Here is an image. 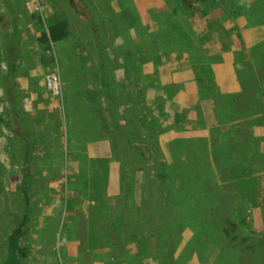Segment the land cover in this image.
Instances as JSON below:
<instances>
[{
  "label": "crops",
  "instance_id": "1",
  "mask_svg": "<svg viewBox=\"0 0 264 264\" xmlns=\"http://www.w3.org/2000/svg\"><path fill=\"white\" fill-rule=\"evenodd\" d=\"M18 1H2L9 26L0 41V165L9 168L15 161L19 163L9 175L17 176L15 183L23 188L22 215L28 216L30 213L32 199L37 201L38 215L34 225L27 226L25 222L24 231L55 230L63 213L61 196L64 191H67V200L71 194L74 195L75 202L67 213L76 218L77 234L74 237L67 236L64 243V246L80 247L77 256L67 252V256L74 259L72 263H80V252L85 257H92L90 246L101 248L105 245V237L102 240L99 238L98 244L94 246L87 235V218L91 211L94 213L92 208L96 205L95 200L87 194L92 187L91 176L80 181L73 179L81 173L82 168L96 173L93 163L101 165L104 160L105 191L108 197L118 195L121 171L119 133L118 128L112 126V121L115 126L120 119L126 122L124 119L129 110L140 107L145 111L148 107L149 110L158 108L163 112L164 120L161 121L163 125H168V129L160 135L162 150L167 149L166 145L171 148L174 142L182 149V166H187L189 157L197 168V153H202L204 158L205 151L210 158L211 145L215 150L224 152L211 164L215 175L217 168L222 181L225 173L216 164L221 158L226 170L229 156L225 152L242 153V163L238 166H246L252 160L246 156L249 151L258 148L260 152L264 150V127L260 124V120L264 119V80L258 79V46L264 40V32L258 23L249 21L244 14L215 21L216 26L212 28L215 34L218 35L221 29L227 31L229 36L225 38L219 32L218 38L211 37L206 41L207 36L205 44L202 42L203 37L198 36V17L194 27L196 35L190 36L196 43L197 55L203 58L195 62L187 54L167 48L156 49L160 51L145 59V52H142L144 61L138 62L131 54L134 53V47L126 46L115 50L110 48L112 54L106 50L107 59L110 58L108 67L105 50L100 45L94 65H89L85 73L71 72V78L65 79L64 91L68 80L73 79L80 81L90 94L80 97V101L95 106L96 112L82 116L75 109L67 110L66 105L63 113L59 100L48 90L43 76L48 60L45 61L46 56L36 39L38 26H31V33L27 36L24 24L17 21L15 16V8L19 7L15 3ZM62 1L73 14L82 20H89L87 13L91 5L86 1ZM144 1H147L148 6L142 10L148 16L149 10L154 11L151 8L154 4L151 0H142L140 6ZM57 21L65 20L54 19L50 24ZM176 21L185 24L182 18L176 17ZM203 21L209 25L214 20L211 17L210 21L206 18ZM149 22L150 29L155 30V23ZM90 28L93 36L101 38L95 24H91ZM67 36L56 41L50 39L49 43L54 47L58 45L61 52ZM41 38L43 40L42 35ZM27 39L32 43L28 44ZM223 40L228 41L226 43ZM116 55L119 56L118 62L114 64ZM124 57L126 62L123 61ZM25 59L30 62L27 63ZM10 66L13 67L12 73H9ZM125 69H130L131 76L122 82L120 77ZM141 91L143 94L139 97ZM62 97L65 104V95ZM260 103H263V107ZM149 116L148 121L153 126L155 118ZM138 127H143V124ZM141 134L144 136L142 130ZM69 150L71 155L68 158ZM168 162H172V158ZM258 173L264 175V170ZM26 188L36 192L32 199L27 195ZM66 222L70 224V219ZM105 227L111 228L110 225ZM47 238L48 235L42 233L39 236L40 244L48 245ZM87 264L103 263L99 259H92Z\"/></svg>",
  "mask_w": 264,
  "mask_h": 264
},
{
  "label": "rangeland",
  "instance_id": "2",
  "mask_svg": "<svg viewBox=\"0 0 264 264\" xmlns=\"http://www.w3.org/2000/svg\"><path fill=\"white\" fill-rule=\"evenodd\" d=\"M2 1L0 0V41L9 26L4 14L6 7ZM84 1L91 5L90 21L82 20L73 14L61 0H55L54 7H52L53 0H23V2L19 0L15 3L19 6L15 8V16L17 21L24 24L27 36L31 33V26H38L39 32L36 34V39L39 40L38 43L46 56L45 61L48 60L47 69L43 75L44 81L45 77L52 73L60 78L59 96L51 95L59 100L63 113L64 105L67 110L75 109L82 116L87 115L88 112L91 114L96 112L95 106L86 105L80 101V97L90 95L80 81L68 80L66 91H64V83L65 79L71 78L74 72L85 73L89 65H94L95 57L99 56L98 47L100 45L105 50L106 59L107 49L109 54H112L110 48L115 50L133 46L134 53L131 54L135 61L141 62L145 57H150L160 51L156 50L160 48L159 46L155 47L154 33H156V37L164 36L169 40L168 45L165 42L163 48L176 49L178 53L179 51L185 53L192 61L193 57L198 60L196 43L190 36L196 32L194 27L195 23H198V17L200 21L197 25V32L198 36L203 37V43L207 36L206 41L211 37L218 38L219 32L225 38L229 36L227 31L221 29L216 35L212 28L221 19L239 17V12L258 20V23H261L259 24L260 30L264 32V0H151L154 4L151 8L154 11L147 13L148 16L144 15L143 7L139 4L142 0ZM176 17L182 18L185 24L182 25L176 21ZM211 17L214 21L209 25L207 21H203L205 18L210 21ZM54 19H63L69 24V34L61 52L58 45L54 47L49 40H42L40 34L44 30L47 32V26ZM149 20L155 23V30L150 29ZM91 24L97 26L101 38L93 36ZM175 30L178 39L175 37ZM223 41L227 43L228 40ZM27 43L30 44L32 41L27 39ZM142 52H145L144 59ZM118 57L116 55L114 64L118 62ZM25 61L30 62L29 59ZM123 61H127L125 57ZM109 62L110 58L107 59L108 67ZM130 76V69H125L120 80L125 82L128 78L130 79ZM258 79L264 80V40L258 46ZM138 94L140 97L143 92ZM64 95L65 104L62 97ZM259 105L263 107V103ZM149 115L155 118L156 123L153 126L148 121ZM161 119L164 120L161 110L158 108L149 110L148 107L145 111L143 108L136 107L135 110H129L125 116L124 120L130 130L131 141L136 145L148 143L147 145L154 151V159L131 172L124 171L120 162V192L118 195L108 197L105 191L104 160L101 165L93 163V167H96L93 171L96 173L82 168L81 173L74 177L73 181H80L88 178V175L91 176L92 187L87 194L95 200L96 205L92 208L94 213L91 211V215L87 218V235L90 236L94 246L98 244L99 238L102 240V237H105L104 247L90 246L92 257H85L82 252L78 253L79 264H87L92 259H99L103 264H164L165 260L151 256L157 254L156 249L161 250L155 239L150 242L147 253L141 254L147 247V239L143 241L141 238L146 231L156 233V221L160 217L156 214L167 215L170 213L168 210L173 208L172 206L165 208L161 205L166 196L174 191L171 189L169 193L170 181L173 177L176 178L175 182L180 181L181 188L184 185L188 187L190 180L193 182L195 178L201 179L202 186L206 190L205 209L211 210L214 215L209 211L206 216V211L196 204L191 210V219L185 216L179 220L172 235L173 240L170 239L163 253L168 258L169 264H264V175L258 173L264 170V150L260 152L258 148L256 151H249L246 156L252 160L246 166H238L242 163L240 161L242 153L225 152L229 156L227 162L229 166L225 170L221 158H219V164H216L225 173L222 181L217 168L215 175L212 165L213 160L224 152L215 150V147L211 145V157L209 158L203 151L205 160L203 158L196 162L197 169L182 166L184 163L180 158L182 149L174 142L171 148L166 145L167 149L162 150L160 135L168 129V125H163ZM139 124H143V127L139 128ZM260 124L264 127V119L260 120ZM251 145L254 146V144ZM200 154L203 156L202 153ZM67 155L69 158L70 150L67 151ZM119 155L118 151V157ZM170 158L172 162L169 163ZM16 165L19 166L18 161H15L9 168L0 165V245L6 233L20 223L24 213L23 188L15 183L17 176L9 175L17 169ZM189 169L192 171L185 173ZM209 170H211V176ZM25 191L31 199L36 194L32 189L26 188ZM258 191L261 193L260 200H258ZM66 193L67 191H64L60 199L63 213L55 230L23 231L24 252L20 264H74L72 263L74 259L67 256V252H73L77 256L80 247L77 245L68 247L64 246V243L67 236L74 237L77 234L76 218L67 213L72 203L75 202V198L71 194L70 199L67 200ZM175 199L176 196L173 202ZM30 205V213L25 216V221L27 226L32 227L38 215L37 201L32 199ZM138 210L143 214L142 221L135 218ZM207 218L214 222L216 227H213ZM68 219H70V224L66 222ZM196 222L199 223L196 225ZM188 223L192 224L194 230L200 232L195 243L193 242L195 236L193 228L184 225ZM105 225H110L111 228ZM42 233L48 235L46 246L40 244L39 236ZM189 245L191 247L185 252ZM226 252L231 253H228L226 257ZM86 254L89 255V252Z\"/></svg>",
  "mask_w": 264,
  "mask_h": 264
},
{
  "label": "trees",
  "instance_id": "3",
  "mask_svg": "<svg viewBox=\"0 0 264 264\" xmlns=\"http://www.w3.org/2000/svg\"><path fill=\"white\" fill-rule=\"evenodd\" d=\"M245 1V0H244ZM252 1V0H250ZM147 1H145L144 4H142L143 8H146L148 5L146 4ZM151 11V10H149ZM239 12V11H238ZM240 14H244L247 19L251 22H256L258 23V20L253 19L252 17H248L245 13L239 12ZM92 15V11L87 13V16L89 17L90 21ZM261 23H258V25ZM43 40L48 41H56L58 39H62L63 37L67 36V23L65 21H57L56 23L50 24L47 26V32L44 31L41 33ZM154 36L156 40V46H159L160 49L163 48L164 43L166 42L168 45V39L162 36L161 38L156 37V33H154ZM175 37L178 39L177 32L175 30ZM181 37V33L179 34V38ZM160 41V42H157ZM178 41V45H179ZM203 56L198 54V60L202 59ZM195 60L193 57L192 61H198ZM13 72V67L10 66L9 73ZM112 126L118 128V133H119V159L121 161V164L124 168V171L131 172L132 170H138L142 165L150 162L151 160L154 159V151L149 145H142V144H134L131 141V136H130V130L127 125V122H124L123 120H119L118 124L115 126V123L112 121ZM197 161L200 159H203V156H201L200 153H197L196 155ZM187 167H193L195 168V162L187 157L186 160ZM198 168V165H197ZM195 168V169H197ZM192 171L191 169L187 170L188 173ZM211 170H209L210 176H211ZM184 174V173H183ZM174 179V177L172 178ZM172 181V182H171ZM170 181V188H169V193L171 189L172 193L168 194L161 202V205L165 208H170L171 206L173 207L167 215H163L162 213L156 214L157 216H160L157 218V227L155 228L156 233L151 232V231H146L141 240L146 241L147 239V247L144 248V250L141 252L142 253H147L148 247L150 242L155 239L156 243L158 246H160V249H156L155 253L151 255L153 258H159L162 260H165L164 264H169L168 258L163 254L164 250L167 249V245L170 243V239L173 240V233L174 230L177 226V223L182 217L188 216V219H191L192 213L191 210L196 206V204L204 209L206 211L205 215L208 216V213H212L211 210H206L205 209V200H204V194L206 192L205 188L202 186V181L199 178H195L194 181L192 182L190 180V183L188 187L185 185L183 188H181V183L180 181ZM176 188H179V190H176ZM178 192V195H176ZM176 196L175 202H173V198ZM207 201V200H206ZM27 210V205L26 208ZM165 211V209H164ZM213 214V213H212ZM162 215V216H161ZM214 215V214H213ZM135 218L139 221H142L144 219L143 214H141L140 210H138L135 214ZM207 221L210 222V224L213 227H216V224L214 222H211L209 218H207ZM25 214L22 216V220L20 223H18L14 228H12L9 232L6 233L4 241L0 245V264H20L21 263V257L24 252L23 250V226L25 225ZM199 222H196V225ZM184 225H189L193 228L192 224H184ZM193 234H195L193 242H197V237L200 236V232L192 229ZM145 235V236H144ZM189 247L186 249L185 252L188 251ZM228 253L231 252H226V257L228 256ZM187 256V255H186Z\"/></svg>",
  "mask_w": 264,
  "mask_h": 264
},
{
  "label": "built area",
  "instance_id": "4",
  "mask_svg": "<svg viewBox=\"0 0 264 264\" xmlns=\"http://www.w3.org/2000/svg\"><path fill=\"white\" fill-rule=\"evenodd\" d=\"M45 82L48 90L52 95H58L60 93V78L55 74H49L45 77Z\"/></svg>",
  "mask_w": 264,
  "mask_h": 264
}]
</instances>
